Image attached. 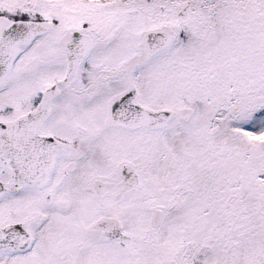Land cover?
<instances>
[{"label": "snow or ice", "instance_id": "6c2138e0", "mask_svg": "<svg viewBox=\"0 0 264 264\" xmlns=\"http://www.w3.org/2000/svg\"><path fill=\"white\" fill-rule=\"evenodd\" d=\"M0 264H264V0H0Z\"/></svg>", "mask_w": 264, "mask_h": 264}]
</instances>
